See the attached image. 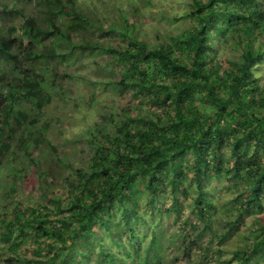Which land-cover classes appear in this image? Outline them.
<instances>
[{"label":"trees","instance_id":"trees-1","mask_svg":"<svg viewBox=\"0 0 264 264\" xmlns=\"http://www.w3.org/2000/svg\"><path fill=\"white\" fill-rule=\"evenodd\" d=\"M34 4V15L31 11L21 14L20 21L13 23L11 16L19 11L16 0H0V164L6 158L15 159V153L21 150L32 163V185H38L45 195L49 193L47 197L55 207L51 212L63 214L48 216L51 212L42 213L31 206L13 209L7 220L0 218L5 226L0 237L14 251V256H7L2 264H14V260L28 264H90L93 255L99 259L96 264H116L114 251L104 250L103 236L87 229L97 224L110 233L114 245L122 246V235L133 240L128 218L114 220L112 216L116 210L136 214L132 204L138 192L137 181L144 183L142 193L150 199L169 185L176 201L175 192L186 191L180 180L186 165L180 160L182 155H194L197 162L191 167L199 175L205 173L204 168L213 158L205 153L215 148L231 144L235 149L250 142L264 147V84L257 80L264 62V0H193V20L187 35L174 42L157 36L156 42L149 44L126 32L138 9L133 3L127 12L131 22L124 17L121 26L129 35V43L123 46H91L71 38L73 29L101 26L76 8L75 0H34ZM22 38L34 41V45L30 42L16 49ZM46 39L55 43L37 46ZM59 43L69 49L94 48L115 55L123 65L114 72L120 79L111 80V84L133 88L135 95H146L145 101L155 107L145 114L135 106L111 128L96 127L85 150L86 160L68 166L73 175L66 181L63 200L48 192L47 167L41 168L38 159L45 153L67 164L48 137L51 120L45 114L46 106L54 100L52 81L59 75L50 60L64 54L58 49ZM175 48L185 56L177 54ZM225 48L236 52L222 56L220 51ZM242 154L238 159L239 154L234 153L233 173L244 179L245 187L233 197L236 213L232 220H225L222 239L233 233L237 227L234 223L259 205L260 192L264 191V160L261 167L249 161L246 152ZM215 163L218 171L220 161ZM12 172L18 176L20 170L13 167ZM197 183V198L202 202L195 205L196 214L198 220L209 225L208 212L216 207L202 195L199 180ZM10 189L14 191L15 185ZM30 234L42 236L44 244L27 249L32 258L21 257L16 248ZM255 235L253 245L243 248V257L234 264H247L258 249H264V232ZM71 252L77 256L72 261L67 259ZM133 256L136 264H156L150 245L144 254L135 252Z\"/></svg>","mask_w":264,"mask_h":264},{"label":"rangeland","instance_id":"rangeland-1","mask_svg":"<svg viewBox=\"0 0 264 264\" xmlns=\"http://www.w3.org/2000/svg\"><path fill=\"white\" fill-rule=\"evenodd\" d=\"M192 2L193 0H75L76 8L85 11L94 19L95 24L98 22L101 26L73 29L70 35L74 40L86 41L91 46L127 45L129 35L138 36L148 44L156 42L157 36L164 41L174 42L176 38L186 36L188 33L193 20L190 15ZM133 3L138 9L133 15V24L131 23V27L126 31L129 35L126 36L127 33H123L121 26L125 22L124 17L131 22L127 12ZM33 5L34 0H16L19 11L11 16L13 23L20 21L21 14L31 11V15H34ZM66 19L67 17L62 20L64 24L67 22ZM111 25L114 27L109 28ZM52 41L46 39L37 46L51 45ZM30 42L34 45V41L22 38L16 49H23ZM58 45L59 51H63L64 54L50 60L59 75L52 81L55 89L54 100L46 106L45 114L51 120L48 137L57 148L61 159L67 164L62 165L45 153L43 155L41 153L38 159L41 168L47 167L45 177L48 192L58 194L63 200L67 192L66 181L73 175L72 169L68 166L70 163L76 166L86 160L85 150L92 141L93 133H96V127L111 128L114 121L122 119V114L132 111L135 106H139L141 112L145 114L155 107L145 101L146 95H135L133 88L115 87L111 84V80L120 79L114 72L123 65V61H117L115 55L112 54V57L110 52L94 48L78 50L69 49L65 43ZM174 50L177 54H183L181 49ZM235 52L236 50L229 48L220 51L222 56L226 57ZM257 74L258 83L264 84V62L260 64V71ZM159 112L163 113L161 110ZM261 145L253 142L241 143L234 149L231 144H226L212 152H206V156L213 155V158L209 162L210 165L204 168L205 173L199 172V175H195V170L191 167L197 162L194 155L192 153L182 155L180 160L186 162V165L180 180L186 191L185 193L176 191V201H173L169 185L150 199L142 193L144 183L137 181L138 192L135 193V203L132 204L136 208V214L130 216V213L120 214L119 210H116L112 216L114 220L120 216L127 217L133 229V240H129L125 235L120 236L119 242L122 246L114 245L110 233L97 224L92 228L88 227L87 230L103 236L106 245L104 250L114 251L113 259L116 264H136L138 261L135 256L132 259L131 254L135 252L144 254L149 245L155 252L156 264H234L243 257V248L253 245L257 236L255 234L264 232L260 230L264 228L263 191L259 195V205H255L253 210L244 214L243 219L234 223L237 227L229 237L221 238L226 226L225 220H232L236 213L237 207L233 203V197L239 189L245 187L244 179L235 177L233 173L236 157L234 153L237 152L240 159L243 157L242 153L246 152L249 161L262 167L264 147ZM37 152L34 151V154ZM215 161H220L218 171L214 169ZM31 164L30 159L23 156L19 149L15 153V159L6 158L0 164V218L7 220L11 217L12 210L17 207L24 210L26 207L34 206L42 213L51 212L55 208L47 197L49 193L45 195L38 185H32ZM13 167L20 170L18 176L13 175ZM197 180L200 181L202 195L216 207L215 210L208 212L211 214L209 225L198 220L196 214L195 205L202 202L197 198L200 191ZM13 184L14 191L10 189ZM62 214L51 212L48 216ZM3 228L5 226L0 223V232ZM14 234H17L16 230ZM43 241L42 236L30 234L16 251L21 257L32 258L33 255L27 249L38 244L43 245ZM96 242L95 240L94 244ZM13 253L14 251L9 249V242L0 237V264L7 256H14ZM76 257L71 252L67 259L72 261ZM89 262L96 264L99 259L93 255ZM14 264L28 263L14 260ZM247 264H264V249H258Z\"/></svg>","mask_w":264,"mask_h":264}]
</instances>
